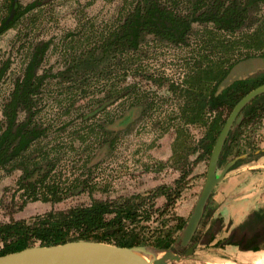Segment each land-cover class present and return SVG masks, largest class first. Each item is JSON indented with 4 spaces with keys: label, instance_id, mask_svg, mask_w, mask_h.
<instances>
[{
    "label": "rangeland",
    "instance_id": "1",
    "mask_svg": "<svg viewBox=\"0 0 264 264\" xmlns=\"http://www.w3.org/2000/svg\"><path fill=\"white\" fill-rule=\"evenodd\" d=\"M31 1L33 0H19V3L25 5ZM37 1V7L27 12L13 26L0 32V68L8 65L0 79V120L4 117L3 104L8 99L16 79L22 76L33 45L40 40L51 39L40 71L50 68L51 72H56L63 68L66 53L69 60V57L87 46L90 41L86 40V37L90 34L92 41L99 40L101 34L112 28V24L121 13L128 11L135 2V0ZM258 2L256 16L264 11V0ZM5 13L4 0H0V20ZM262 17L264 19V13ZM205 27L212 28L209 25ZM205 27H195L187 45H175L146 35L140 42L139 51L128 52L127 56L122 55V60L126 61L111 64L107 67L109 69L103 72L77 75L72 90L64 89L65 85H61L57 77L46 79L38 96L40 98L38 117L41 121L51 124L50 134L31 148L30 157L33 163L29 167L35 172L28 179L24 178V171L20 167L11 171L10 167L0 169V222H8L11 219L29 220L50 210H66L76 205L89 204L93 198L115 199L119 196L146 193L161 184L176 189L178 187L179 195L161 215L152 212L147 219H141L137 223L135 233L138 239L144 243H156L157 238L154 234L159 231L158 229L166 233V230H170L178 223L177 217L187 222L204 184L207 162L200 159L193 165L192 172L182 181L183 185L178 186L174 181L179 177V171L165 164L172 154L175 129L180 123L178 117L181 115L184 102L181 82L186 78L189 66L197 59L199 36ZM241 32L224 34L212 31L208 36L213 38L216 35V38L229 43L240 39ZM69 33H73L74 36H69ZM218 49L222 51L221 46ZM242 51L241 43L229 49L225 55H231L233 60L241 57L239 54ZM263 71L264 57L239 60L221 87L235 79L256 77ZM66 82L71 84L69 81ZM114 86L124 91L129 90L125 88H131L130 95L108 103L103 109V104L95 103L94 100L105 96ZM80 105L85 106L84 110H88L86 106L93 108V111L97 110L95 116L91 118L96 119L98 123H104L105 128L109 124L110 128L103 132V135L102 130L101 134H94L93 130L89 132L87 128L89 124L82 123L80 113H77V107ZM128 112L133 115L130 122L124 125L118 123L122 114ZM240 113L239 123L233 124L230 130L235 129L234 127L243 120L244 113L243 111ZM72 117H74L72 123L63 125ZM111 120L113 122H110ZM111 123L116 125L112 127ZM187 128L192 141L201 137L204 131L198 124H189ZM97 129L99 128L95 126V130ZM75 131L83 138H73ZM238 142L242 143V155L237 159L242 158V163L238 166H242V173L248 175L242 185L243 191L249 194L245 197L252 198V192L255 191H259L257 193H262L263 196L264 116L259 120L244 122ZM52 147H57L58 150L50 149ZM195 155H190L189 161H192ZM52 158L55 163L46 165ZM233 159L232 152L221 159V163L217 160L216 174L219 175L223 167ZM238 166L229 169L225 175ZM36 167H41L39 173L47 174L45 182L53 180L57 184L56 193L60 200H42L43 195H47L43 194L46 193L44 185L36 183L35 193L28 187L26 182L35 181L38 174L39 168ZM251 184L257 189H250ZM34 194L37 197H34ZM256 201L264 205V201L260 199ZM154 202L156 206L163 208L165 197L159 196ZM144 207L147 209V206ZM213 209L210 197L196 236L198 233L200 236L202 233L204 235L208 229L205 224H211L210 227L213 225L210 232H216L220 226L222 218L218 214L213 215ZM179 232L180 230H177L174 233L176 238ZM195 235L193 239H196ZM176 238L168 249L182 255L187 246L175 244ZM197 241L199 245L194 248V253L184 258L185 264H209L219 261L240 264L238 251L232 250L231 253L226 252L224 255L221 245L210 244V241L202 245L200 244L202 237Z\"/></svg>",
    "mask_w": 264,
    "mask_h": 264
},
{
    "label": "trees",
    "instance_id": "2",
    "mask_svg": "<svg viewBox=\"0 0 264 264\" xmlns=\"http://www.w3.org/2000/svg\"><path fill=\"white\" fill-rule=\"evenodd\" d=\"M12 1L4 0L6 13L0 20V32L13 26L17 20L38 5L37 0L25 5H21L19 0H16L13 7ZM258 1L135 0L133 6L128 11L122 12L116 22L114 21L112 28L106 29L105 33L101 34L99 40L92 41L90 34L86 37V40L90 41L87 46L69 57V60L66 53L63 68L56 72H51L50 68L40 71L42 61L50 48L51 39L40 40L33 45L22 76L16 79L8 99L3 104L4 117L0 120V169L10 167L8 170L11 171L20 167L24 171L25 179L35 172L29 167L33 163L30 157L31 148L48 137L51 128L50 123H45L38 117L40 113L38 96L46 79L57 77L60 84L65 85L62 86L64 89L72 90L77 75L103 72L105 69L108 70L107 67L111 64L126 61L122 60V55L127 56L128 52L139 51L140 42L146 35H152L175 45H187L195 27L209 25L212 28L205 27L207 29L204 28L199 36L197 59L189 66L186 78L181 82L184 102L181 115L178 117L180 123L175 129L176 134L171 146L172 154L165 164L179 171L180 175L174 182L177 186L183 185L182 181L192 172L193 165L200 159H205L208 167L218 134L237 101L253 88L264 84L263 71L256 77L235 79L221 87L230 70L239 60L256 56L264 57L262 17L264 11L256 16ZM212 31L224 34L242 31L240 33L242 36L236 41L225 43L222 39L216 38V35L209 38L208 35ZM69 36L74 35L69 33ZM241 43L243 48L242 53L239 54L241 57L231 60V55H225V52ZM219 46L224 53L218 49ZM7 68V64L0 68V79ZM126 89L129 90H119L114 86L106 92L107 94L105 93V96L94 101L103 104L102 108L105 109L108 103L130 95L131 88ZM83 107L85 106L77 107L82 123L89 124L87 126L89 132L93 130L94 134H101L100 130H102L101 135H103V132L110 128L109 124L105 128L104 123H98L96 119L91 118L95 116L97 110L93 111L89 106H86L88 110H84ZM241 111L244 113L243 120L234 127L235 129L229 130L218 163H221L229 153L233 152L234 158L242 155V143L238 142L240 129L244 122L259 120L264 116V92L256 95ZM132 116L130 112L122 114L117 122L122 125L127 124ZM73 119L74 117L63 125L72 123ZM189 124H198L204 128L202 136L196 141L190 139L187 128ZM115 125L116 123H111L112 127ZM95 126L99 129L95 130ZM74 135L73 138H83L78 131H75ZM55 148L58 150L57 147L50 149ZM37 152L41 153V151ZM193 154H196L194 159L189 161L188 157ZM47 162L46 165L49 166L55 163V160L52 158ZM241 163L242 158L230 169ZM36 168H39L36 179L26 182L28 187L35 193L36 183L44 185L46 193L43 194L48 196L43 195L42 200H60V196L56 193L57 184L53 180L45 182L47 174L39 173L41 167ZM178 195V187L176 189L161 184L146 193L119 196L115 199L93 198L89 204L76 205L66 210H50L29 220L11 219L8 222H0V255L35 244L51 245L72 240H95L120 246L150 244L157 248L168 249L176 238L174 233L181 230L186 222L181 217H177L178 223L170 230H166V233L158 229L159 231L154 234L157 238L156 243L140 241L135 233V227L141 219H147L152 212L161 215ZM159 196L165 197L163 208L155 205L154 200ZM144 206H147V209Z\"/></svg>",
    "mask_w": 264,
    "mask_h": 264
},
{
    "label": "water",
    "instance_id": "3",
    "mask_svg": "<svg viewBox=\"0 0 264 264\" xmlns=\"http://www.w3.org/2000/svg\"><path fill=\"white\" fill-rule=\"evenodd\" d=\"M15 2L16 0L12 1L13 7ZM263 92L264 84L245 94L234 105L218 134L209 158L202 189L185 226L180 230L175 241V244H179L181 247L187 246L186 250L182 252L184 258L194 253V248L198 245V241L193 237L202 220L211 192L239 158L231 160L223 167L219 175L216 174L217 160L227 134L233 124L239 123L241 109L256 95ZM137 248L179 254L171 249H161L147 245L120 246L95 240H72L51 245L35 244L15 252L0 255V264H166L155 256L139 255Z\"/></svg>",
    "mask_w": 264,
    "mask_h": 264
},
{
    "label": "crops",
    "instance_id": "4",
    "mask_svg": "<svg viewBox=\"0 0 264 264\" xmlns=\"http://www.w3.org/2000/svg\"><path fill=\"white\" fill-rule=\"evenodd\" d=\"M247 176L242 173V166H238L217 183L211 195L214 206L213 215L218 214L222 221L218 230L213 232L215 238L212 235L210 244L221 245L224 255L226 252L231 253L232 250L238 251L240 264H251L250 262L245 263L243 259L239 258L245 253L264 251V205L256 201L258 199L264 201V195L262 196V193L255 191L252 192V198L245 197L249 194L247 195L243 191L242 185ZM263 184L264 182L262 187H264ZM252 188L251 184L250 189ZM253 189L257 188L254 187ZM205 225L207 229L211 224ZM210 230L207 229L206 232H210ZM196 232L195 234H197ZM201 236H203V233ZM201 236L198 233L196 240Z\"/></svg>",
    "mask_w": 264,
    "mask_h": 264
},
{
    "label": "bare ground",
    "instance_id": "5",
    "mask_svg": "<svg viewBox=\"0 0 264 264\" xmlns=\"http://www.w3.org/2000/svg\"><path fill=\"white\" fill-rule=\"evenodd\" d=\"M211 195L209 197H211ZM137 252L139 255L155 256L159 258L160 261H163L166 264H185L184 257L176 253L149 251L148 249L145 248H137ZM239 258L243 259L245 263L250 262L251 264H264V251L256 252V253L248 252L245 253L243 256H240ZM209 264H238V263H234L230 261H219V262H212Z\"/></svg>",
    "mask_w": 264,
    "mask_h": 264
},
{
    "label": "flooded vegetation",
    "instance_id": "6",
    "mask_svg": "<svg viewBox=\"0 0 264 264\" xmlns=\"http://www.w3.org/2000/svg\"><path fill=\"white\" fill-rule=\"evenodd\" d=\"M219 225H220V224H219ZM212 226H213V225H212ZM212 226L209 227L208 230L211 229ZM218 228H219V226L217 227V230H218ZM214 234H215V233H213L212 231H211V232H205V234H204L203 236H201V237H202V243H200V244H202V245L206 244L207 241H209V240L211 239L212 235H214ZM209 243H210V242H209Z\"/></svg>",
    "mask_w": 264,
    "mask_h": 264
}]
</instances>
